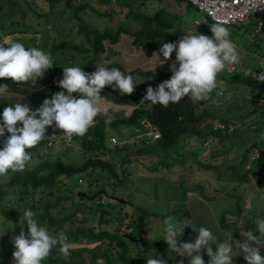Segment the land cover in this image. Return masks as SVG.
I'll return each instance as SVG.
<instances>
[{"label":"trees","instance_id":"16d2710c","mask_svg":"<svg viewBox=\"0 0 264 264\" xmlns=\"http://www.w3.org/2000/svg\"><path fill=\"white\" fill-rule=\"evenodd\" d=\"M159 1L162 5L158 7V10L153 16H145L142 19L139 18L141 21L140 27L130 30L128 26H125L116 31L109 29L103 32L90 26L82 17V14L86 13L87 9L92 11L95 10L90 7L92 0H47V3L50 4L52 8H57L63 3L65 10L69 8L72 9L74 17L71 19L77 17L81 21L78 28L82 31H86L90 38L91 46L86 52H93L95 53L94 55L99 58L106 53L104 43L109 41V46L117 44L120 39L119 36L122 33L130 34V37L133 38V47L146 48L149 44L152 48L157 50V52H159V49L163 45V43H161L162 41H164V43L178 42L184 35L189 33V30L193 27V23H187L183 18L190 14L195 7L187 3L186 0H171L177 4L186 3L187 8L185 12L180 15L169 11L164 6L163 0ZM26 5L28 8L32 7L29 2ZM115 5L116 3L114 0L112 6L110 5L109 8L112 10L114 7L118 8L117 5ZM36 9L39 10V8ZM195 10L199 12L197 8H195ZM58 11H60V9ZM121 14H123V9L121 10ZM14 15L17 16L16 21L12 18ZM25 15L26 12L20 0H0V41H3L5 37H11L13 39V35L31 36L29 34L30 31L33 32L31 33L32 35L39 36L41 34L39 30L30 29L24 22ZM43 15L47 16L45 14ZM136 19H138V17ZM6 22L8 25H5ZM211 24L213 23L209 19L204 20L203 18V25L210 26ZM244 24L235 27L241 29ZM71 28L74 30V26H71ZM16 36L13 40L24 44L25 47H36L50 52L54 60V67L48 69L43 79L38 80L35 85L31 82L16 84L10 79L0 80V84H9V91L11 93L23 96L31 103L37 104H43L45 99H51L57 92L65 91V94H67L66 90L58 86L60 79L55 77L57 61L54 57L60 51L67 49L69 44L65 41L58 44L53 42L51 47L48 45L49 48L47 45L40 46L37 42V36H31L32 38H30L29 44L25 37ZM254 36L256 39L254 38L252 41H249V48L251 49L253 46H256V48L260 49L262 45L261 40H263L262 36H257L256 33H254ZM34 38H36V40ZM144 42L147 44L145 45ZM71 47L72 49L77 48L72 45ZM173 53H175V51ZM105 64L106 65L102 66L109 69L118 68L125 73V75H132L136 88L131 95H123L113 84L111 86H106L102 90L101 96L119 106L135 105L137 107L129 117L116 118L114 115L110 114L113 116L110 123H105L104 115H98L94 126L91 127L84 136H78L81 138L80 143L84 151H97L99 155H97L96 158L86 159L82 165L74 167L70 163H66L62 159L63 156L61 157L58 153L51 152L53 147L49 146V143L53 141L52 139L55 137H46L41 144L30 150L33 155L34 163L26 167L24 172L9 173V181L7 183H0V217L9 223L11 222L17 225L18 229H16L14 233L20 234L21 226L19 224V217L27 208L36 213L35 218L41 226H47L56 233L63 232L67 237V242L71 244V248L77 247L75 251L70 250V257L73 260L79 257V262L69 260L63 261L61 259L51 258L56 256H49L42 264H84L85 255H89L92 264H96L98 259H102L105 264H146L149 258H158V252L163 249L162 241L152 242V244L147 243L149 246L143 250L138 247L142 239L135 244L129 241L126 236L132 237L133 235L128 233L131 226V216L129 213L123 214L121 211L118 214H114L112 205L119 202L115 197L106 198V188L111 181H117V184H120L124 181L120 178V175L124 178L129 176L127 169L119 171V163L114 162V159L108 160L106 156V158H102L105 152L109 154L111 152L117 154L123 152V147L121 146L115 149H110L108 147L106 139L108 129L118 130L120 128L119 131L121 129L130 131L137 128L144 132H149L151 129H158L161 133L160 139L152 142L145 137L146 139H144L142 147L135 150V156L143 154L145 157L137 158L139 161L148 159L151 162H156L153 164L154 166H147L146 164V166H144L149 169L150 173H157L160 171V168L169 169L164 167L165 161L168 160L169 154L175 152L179 145L183 143L185 138L195 137L201 139L200 137L204 136L205 141L207 140L205 144L208 143L206 148H209L211 146V140L208 139H212V141L216 138L224 139L228 137L227 133L237 138L242 137V134L239 132H243L242 128H247V130L250 131L244 133V135L249 137L253 134L251 140L252 145L250 144L248 149H246V147L249 144H241L242 146L236 147V155L229 160L232 161L231 164L227 161L229 166L226 167V170H228V172L230 170L233 171L234 175L232 172H229L226 179H230L228 184H235L240 187L245 184L249 189H252L251 184H254L257 192L259 190L264 191V153H261L260 157L253 161L251 154L255 148L264 144V141H262L261 144L257 142V134L254 133V129H256L257 126L261 124L264 125V123L260 122V114L264 118V106L262 103L264 101V77L261 79L257 77L253 78L250 73L253 68H248L244 65L246 67V69H244L245 71L243 70L230 74L228 71L224 70L218 75L219 84L224 83L226 86L230 87L239 86V88H242L244 91L250 90L249 92L252 93V98L244 99L245 102L251 105L252 109L247 115H244L242 119L234 120L230 117V110L225 114H221L220 111L222 110H218L217 104H213L211 101L194 103L189 97L182 98L178 103H169L167 107L160 104H151L149 101H145L143 104L139 103V98L144 95L146 96L149 86L154 90L157 89L156 83L154 82L156 74L153 71L145 72L146 70L140 68L127 71L122 65L116 63L108 65L106 61ZM95 66L96 60H91L85 66L84 72L89 74L94 73L96 71ZM261 69L256 70L257 74L260 73ZM221 90L222 89H216L212 93V97L218 101V104L220 99L224 96ZM225 92L227 93L229 90H225ZM217 93H219L221 97L217 95ZM73 96L79 98L78 93H73ZM9 105L13 104L4 97H0V119H2L4 109ZM244 118H249L250 121L246 123L248 119L244 122ZM251 118L254 119L252 120ZM240 120H243L241 122L242 127L237 126ZM219 124L226 126L225 131L215 129ZM233 124H237V129L235 130L234 127V130L230 132L228 127ZM238 127H241L242 130H238ZM262 130H264V128ZM61 133L62 131L60 134ZM46 136H52V134L49 135L46 133ZM262 136L264 137V135ZM74 137L75 136H72L73 141ZM0 150H2L1 146ZM212 152L214 157L213 162H209L211 159L199 162L206 171H218L221 168L219 166L224 164L220 160H222L225 155L216 157L215 155L218 151L214 153L213 150ZM211 157L210 155L207 156V158ZM160 158H164V160H157ZM237 160H239L238 163H236ZM154 167H156L155 170L153 169ZM245 168L246 170L243 172ZM73 179H75L74 182L77 183L78 186L88 189L89 194L87 192L85 193L87 195L91 194L90 197L77 199L74 193ZM106 180L107 183L104 185L103 181ZM253 195L254 193L251 196ZM232 196L235 197L236 195L233 194ZM253 197H255V195ZM86 199L91 201V203H86ZM107 199L115 203H109ZM74 200L77 202L74 203ZM66 201L73 202L74 211L70 215L58 217L56 213L60 214L66 209V205L62 207V204ZM4 202H7L8 205H4ZM235 204L237 205V203ZM237 207V215L241 218L243 213L246 212V208H243L239 202ZM41 209H43L42 213L39 212ZM54 211L57 212L54 214ZM80 212L84 213V217L73 220L79 217ZM97 216H100L98 227L88 226V223L94 222ZM125 219L128 220L126 224L124 223ZM120 221L122 227L119 225ZM76 222L81 225L75 226ZM115 222H117V228L115 231H111L109 225L115 224ZM68 223L69 225H67ZM220 223L222 226L229 227V225H231V222L226 216L221 218ZM123 226H126V228L122 229ZM23 230L27 234L28 230L26 225ZM239 231L241 230L239 229ZM245 239L246 237L244 236V241ZM156 247L160 251H156ZM15 250L16 249L9 254L8 260L14 259L13 252ZM259 250L261 256H264V246L260 247ZM188 260L186 262H189ZM6 262L7 261L4 259H0V264H7ZM13 264H15V261ZM245 264H247V262H245Z\"/></svg>","mask_w":264,"mask_h":264},{"label":"rangeland","instance_id":"374dc122","mask_svg":"<svg viewBox=\"0 0 264 264\" xmlns=\"http://www.w3.org/2000/svg\"><path fill=\"white\" fill-rule=\"evenodd\" d=\"M163 1L164 6L174 14L181 15L187 8L185 2L177 4L171 0ZM20 2L26 12L24 22L30 27V29L36 31L39 30L41 33L38 36L32 35V31L29 32L32 37L37 36V42L40 46L47 45V47H49L48 45H50L51 47L53 42L58 44L63 41L69 44L67 49L60 51L54 57L57 61L55 70V77L57 79H63V67L79 66L84 71L85 66L91 60H96L95 67H99L102 64V56L97 58L96 55H94L95 53L86 52L91 46L90 38L86 31H82L78 28L81 21L77 17L71 19L74 17L71 8L65 10L63 3L57 8H52L50 4L47 3V0H20ZM28 2L32 5L31 8L26 7ZM115 3L118 8L114 7L112 10L109 9L108 6H103L99 0H92L90 7L95 10L92 11L87 9V12L82 14V17L90 24V26L98 31L103 32L115 28L117 30L124 28V23H122L124 20L122 19L125 17L131 16L142 19L145 16H153L158 10L157 7H161L162 5L159 0H115ZM33 5H35L36 8H39V10ZM103 7H108V9ZM59 9L60 11H58ZM122 9L123 14H121ZM43 14L47 16H44ZM105 16L107 18H105ZM12 18L16 21L17 16L14 15ZM183 19L187 23H193V27L189 30V33L197 32L198 34L212 37L213 34L210 26L203 25V18L195 8H193L190 14L186 15ZM127 22L128 20L125 21V23ZM5 25H8V23L6 22ZM71 26H74V30H72ZM257 27L258 21L254 20L253 16L245 22L241 29H237L235 26H228L231 33L230 39L236 44L240 54L239 62L225 69L230 74L243 71L248 67L253 68L250 72L253 78L257 77L256 70H260L262 63L264 64V35L262 36L263 40H261L262 45L260 49L256 48V46H253L251 49L249 48V41L254 38L256 39L254 33ZM236 34H240V37L238 38ZM15 36L16 35H13V39ZM31 36L17 35L16 37H25L29 44L30 38H32ZM34 39L36 40V38ZM129 40L130 39H128V41ZM144 44L146 45L147 43L144 42ZM71 45L79 49H72ZM104 45L107 53L109 41L105 42ZM5 47H7V45H5ZM137 49L139 54L136 55H138V58L134 57L130 59L128 63L131 64L132 62H135L141 64L140 68L146 70L145 72L153 71L156 74L154 82L156 83L157 88L160 83L171 78L173 73L170 70V65L176 59L175 53H172L171 58L161 65L160 60L164 61L163 55L161 54L159 56V53L149 44L146 48L140 47ZM143 49H145L146 52L141 54ZM135 52L137 53L136 50ZM142 58L144 59L143 61H141ZM124 60L126 59L122 58L120 61L117 60L116 63L124 67ZM103 63L105 64V62ZM124 68L128 70L127 67ZM129 68L130 70L136 69L133 65L129 66ZM216 89H222L221 92L224 93L223 98L220 99L219 104H217L218 110H222L220 111L221 114H225L230 110L231 119L238 120L242 119V117L247 115L252 109L251 105L244 101V99L252 98V93L249 92L250 90L244 91L242 88H239V86L230 87L226 86L224 83H218ZM225 90H229V92L226 93ZM219 96L221 97L220 94ZM4 98L13 105L17 102L28 104L32 110L38 109L42 106V104L31 103L27 98L15 94L4 96ZM108 106L109 114L114 115L116 118L125 116L129 117L137 107L135 105L121 107L104 98L101 107L103 109L108 108ZM246 119H248L246 122L248 123L250 119L244 118V122ZM251 119L253 120L254 118ZM243 120H240L238 125H236L242 127L241 122ZM260 122L264 123V118L261 114ZM236 125H234L235 130L237 129ZM241 127H238V130L243 129V132H239L242 134V137L237 138L236 136L234 137V135L227 133L228 137L224 139L216 138L213 139V141L212 139H208L211 140V146L209 148H206L208 145L205 144L207 140L205 141L204 136L200 137L201 139L195 137L185 138L183 143L179 145L175 152L170 153L168 160L165 161L166 163L164 167L169 169L160 168V171L157 173H150L149 169L145 168L146 165L154 166L153 164L156 162H151L148 159H142L139 161L137 158H145L143 154L135 156V150L142 147L144 139L148 138V132H144L140 129L138 130L137 128H133L134 130L130 131L125 129L119 131L120 128L118 130L108 129L106 133L108 147L111 139L116 137L119 141L117 147H123V152L121 154L115 152L109 154L108 152H105L102 158L104 159L107 157L106 159L108 160L114 159V162L119 163V171L127 169L129 176L124 178L120 175V178L124 180L120 184H117V181H111L106 188V198L115 197L125 201L124 203L120 201L117 204H113L115 202L111 201L114 208L113 212L114 214H118L120 211L123 214L129 213L131 216V226L128 233L133 234L132 237L138 241L142 239L138 244V247L141 250L147 248L152 242L162 241V251L158 250L157 247L155 249L156 251H160L158 252V258L162 257L166 261V264H180V261H183L184 264H190L189 262H186L188 260L186 256H177L174 251L169 249L168 244L164 241L163 221L168 216H174L184 224L185 229L180 238L181 243L192 242L195 240L200 227L208 228L213 233L217 243H222L223 240H227L230 237H233V240L242 242L244 241L245 232H255L256 219H263L264 217V191L259 190L257 192L254 184H251L252 189H249L245 184H243L242 187L236 186L235 184H228L230 179H226L229 172H232L234 175V172L231 170L228 172L226 167L232 163V161L229 160L235 157L236 147L242 146L241 144H249L246 147V149H248L252 143L251 140L253 134L247 137L244 133H247L250 130H247V128L241 129ZM263 128L264 125L261 124L254 129V133L257 134V142L260 144L264 141V137L262 136ZM60 132L61 131H58L55 125L46 129L47 134L56 135L54 136L55 138L52 139L56 146H52L53 148L51 152H56L61 155V157L63 156L62 159L66 163L78 167L82 165L86 159L96 158V156L99 155L97 154V151H84L80 143L81 138L78 136L74 137V141L69 147L64 146L60 140ZM61 135L63 134L61 133ZM213 150L214 153L218 151L215 155L216 157L225 155V157L220 160L224 164H219V167L221 168L218 171H206L202 168L199 162L208 161L210 159L209 162H213ZM254 153H251L252 156ZM208 155L212 157L207 158ZM157 160L163 161L164 158ZM227 161H229V164ZM238 161L239 160H237L236 163H238ZM153 169L155 170L156 167ZM245 170L246 168L243 169V172ZM74 180L75 179L72 180V183ZM106 183L107 180L103 181L104 185ZM73 187L75 196L78 200L81 199L78 198L79 193L87 192L89 194L86 187L78 186L75 182L73 183ZM253 193L255 197H253L254 195L251 196ZM233 194L236 196H232ZM90 195L88 196L90 197ZM86 200V203H91L88 199ZM75 202L77 201L74 200V203ZM108 202L111 203L109 200ZM238 202L243 208H246V212L243 213L241 218L237 215ZM235 203H237V205ZM4 205H8V203L4 202ZM64 205H66V209L63 210V212L57 214V210L54 211V214L56 213L58 217H64L70 215L74 211L73 202L66 201L62 204V207ZM39 212L42 213L43 209ZM223 216H226L231 222L229 227L221 225L220 221ZM83 217L84 213L80 212L79 217L74 218L73 220L81 219ZM125 220L124 222H126ZM99 223L100 216H97L94 222L88 223V226L97 228ZM67 225H69V223ZM80 225V223H75V226ZM119 225L122 227L121 221L119 222ZM43 227H46L52 235L59 234L47 226ZM116 228L117 222L109 225L111 231H115ZM16 229H18L16 224L9 223L0 217V259L7 261V264H13L14 262V259L8 260V258L9 254L15 249L13 237L18 235L14 233ZM239 229L241 231H239ZM147 243L149 244L147 245ZM211 247L214 251L216 250V244H211ZM70 250L75 251L77 250V247H74L73 249L70 248ZM234 251L236 250L234 249ZM201 254L205 264H208L210 257L207 255V250L203 249ZM50 256H56L51 258H57L63 261H80L79 257H76L73 260L70 255L68 257L63 256L59 252L58 247L53 250ZM84 258V264H92L89 255H85ZM245 262L244 255L241 251H238L237 255L233 257V264H245Z\"/></svg>","mask_w":264,"mask_h":264},{"label":"clouds","instance_id":"9594fccd","mask_svg":"<svg viewBox=\"0 0 264 264\" xmlns=\"http://www.w3.org/2000/svg\"><path fill=\"white\" fill-rule=\"evenodd\" d=\"M227 23L226 20H218L211 24L212 37L190 32L178 42L164 43L158 52L159 56L162 53L164 57V61L159 59L160 64L169 60L175 51L176 59L170 65L173 74L156 90L149 86L144 99L164 107L169 103H178L184 97H189L194 103L211 101L218 104L212 97L218 85V75L240 60L239 51L230 39ZM53 65L50 52L25 47L11 37L0 41V80L10 79L16 84L31 82L35 85ZM95 68L96 71L89 74L79 66L63 67V79L58 86L67 94L65 91L55 93L36 110L21 102L4 109L0 119V137H4L6 132L9 135L0 150V183L9 181V173L24 172L34 163L30 150L46 137L56 136H46L48 127L55 125L68 137H82L94 126L98 115H104L105 123L112 121L108 109L101 107L104 100L102 90L114 84L121 94L131 95L136 88L134 78L118 68ZM73 93H78L79 98ZM8 95H14L9 91V84H0V97ZM35 217L36 213L27 208L19 217L21 231L13 237L15 264H42L57 247L63 256L68 257L72 246L67 242L66 235L63 232L52 235ZM25 225L27 234L23 230ZM184 229L182 221L174 216H168L163 221L164 241L169 249L179 257L186 256L190 264H205L201 254L203 249L210 257L208 264H233V257L238 251L243 252L247 264H264V256L259 250L264 246V219H256L255 232H245L243 243L233 240V237L217 243L206 227L195 231L198 235L192 242L181 243ZM211 244H216L215 251ZM96 264H104V261L98 259ZM146 264H166V261L162 257L149 258Z\"/></svg>","mask_w":264,"mask_h":264},{"label":"built area","instance_id":"2783aa9c","mask_svg":"<svg viewBox=\"0 0 264 264\" xmlns=\"http://www.w3.org/2000/svg\"><path fill=\"white\" fill-rule=\"evenodd\" d=\"M187 3L191 4L193 7L197 8L201 13L204 20L209 19L212 23L218 20L228 21V26H240L247 22L252 16L254 20L258 21V27L256 28V33L263 36L264 35V0H186ZM236 45V44H235ZM260 73L257 74V78L261 79L264 77V64L262 63ZM144 96H141L138 100L139 103H144L146 100ZM264 106V101L262 102ZM225 125H217L215 129H221L225 131ZM229 131L234 130L233 125H229ZM63 134V133H62ZM8 133H5L4 137H0V146L3 148L4 142L8 138ZM264 135V130H263ZM161 138V133L158 129H151L148 132V139L154 142ZM60 140L62 144L70 146L73 142L72 137L66 135H60ZM208 145V143H206ZM119 145L117 138L111 140V149H115ZM49 146H56L55 142L51 141ZM255 150V153H254ZM252 153V161L258 159L261 153H264V144L255 148ZM125 224L128 223L125 220ZM126 226H123L125 229ZM105 264V263H104Z\"/></svg>","mask_w":264,"mask_h":264},{"label":"crops","instance_id":"0c3cea01","mask_svg":"<svg viewBox=\"0 0 264 264\" xmlns=\"http://www.w3.org/2000/svg\"><path fill=\"white\" fill-rule=\"evenodd\" d=\"M99 2L101 3V4H103V6H108V7H110V5L112 6V3L114 2V0H99ZM108 7H103V8H107L108 9ZM158 8V7H157ZM110 9V8H109ZM106 13V12H105ZM105 18H107L106 16H105ZM126 18V19H125ZM124 19H122V20H124L122 23H124V27L125 26H128V28L130 29V30H134V29H136V28H138V27H140L141 26V21H140V19L138 18V19H136V18H134V17H125ZM126 20H128V22L127 23H125V21ZM107 26V25H106ZM113 30H115L116 31V28L115 29H113ZM118 30V29H117ZM255 33H256V30H255ZM257 34V33H256ZM130 34H127V33H122V34H120V36H119V42L117 43V44H115V45H111V46H109L107 49H108V51H107V53H104V55H102V61L103 62H105L106 61V63L107 64H114V63H116V61L118 60V61H120V59H126V60H124V67H127L128 68V70H130V68H129V66H131V65H133L136 69H139L140 68V66H141V64H138V63H135V62H132L131 64H129L128 63V61L130 60V59H132V58H134V57H137L138 58V55H136V54H139L138 53V47H133L132 46V40H133V38H131L130 36H129ZM236 36H238V38L240 37V34H236ZM257 36H259V34H257ZM128 39H130L129 41H128ZM253 39H251V41H252ZM123 43V44H122ZM161 43H163L164 44V41H162ZM159 46H161V45H159ZM153 47H155V46H153ZM162 47V46H161ZM154 49V48H153ZM135 50L137 51V53L135 52ZM157 51V50H156ZM143 52H146V50L145 49H143L142 50V53L141 54H143ZM162 54V53H161ZM160 54V55H161ZM144 59L142 58L141 59V61H143ZM103 62H101L102 64L100 65V66H102V65H105ZM142 63V62H141ZM117 64V63H116ZM99 66V67H100ZM143 66H145V65H143ZM262 66V65H261ZM140 69H143V68H140ZM127 70V71H128ZM133 70V69H132ZM144 70V69H143ZM121 107H123V106H121ZM38 108V107H37ZM107 109H109V106H108V108ZM36 110V109H35ZM126 117V116H125ZM58 131H62V130H59L58 129ZM61 135V134H60ZM114 138H116V137H114ZM113 139V138H112ZM111 139V140H112ZM118 140V139H117ZM109 148L111 149V141H110V144H109Z\"/></svg>","mask_w":264,"mask_h":264},{"label":"water","instance_id":"95a60500","mask_svg":"<svg viewBox=\"0 0 264 264\" xmlns=\"http://www.w3.org/2000/svg\"><path fill=\"white\" fill-rule=\"evenodd\" d=\"M78 198H88V195L86 194V193H84V192H81V193H79L78 194ZM92 199V198H91ZM118 202H125L124 200H120V199H118V198H115ZM126 238L129 240V241H131V242H133V243H136L138 240L137 239H135V238H133V237H131V236H126Z\"/></svg>","mask_w":264,"mask_h":264}]
</instances>
